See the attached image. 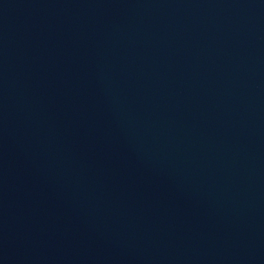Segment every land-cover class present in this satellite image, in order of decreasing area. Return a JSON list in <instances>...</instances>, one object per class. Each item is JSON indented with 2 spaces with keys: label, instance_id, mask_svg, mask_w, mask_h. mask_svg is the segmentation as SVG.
Segmentation results:
<instances>
[{
  "label": "water",
  "instance_id": "1",
  "mask_svg": "<svg viewBox=\"0 0 264 264\" xmlns=\"http://www.w3.org/2000/svg\"><path fill=\"white\" fill-rule=\"evenodd\" d=\"M0 264H264V0H0Z\"/></svg>",
  "mask_w": 264,
  "mask_h": 264
}]
</instances>
